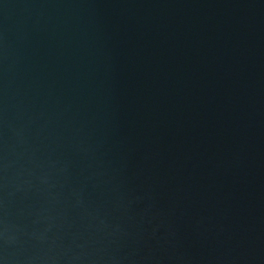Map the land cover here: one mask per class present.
I'll use <instances>...</instances> for the list:
<instances>
[{
    "label": "water",
    "instance_id": "obj_1",
    "mask_svg": "<svg viewBox=\"0 0 264 264\" xmlns=\"http://www.w3.org/2000/svg\"><path fill=\"white\" fill-rule=\"evenodd\" d=\"M0 264H264V0H0Z\"/></svg>",
    "mask_w": 264,
    "mask_h": 264
}]
</instances>
